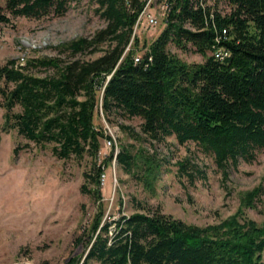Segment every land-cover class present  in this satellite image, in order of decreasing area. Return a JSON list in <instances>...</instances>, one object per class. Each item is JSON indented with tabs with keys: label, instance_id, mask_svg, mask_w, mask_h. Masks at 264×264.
<instances>
[{
	"label": "trees",
	"instance_id": "1",
	"mask_svg": "<svg viewBox=\"0 0 264 264\" xmlns=\"http://www.w3.org/2000/svg\"><path fill=\"white\" fill-rule=\"evenodd\" d=\"M70 1L7 0L0 6V23H9L11 16H63ZM159 1L166 26L138 62L127 48L146 2L95 0L107 24L91 38L61 45L70 59L35 58L28 66L10 59L0 65L6 125L37 144L55 143L52 149L60 158H97L104 134L94 124V113L101 107L108 117L141 118V133L151 141L174 136L181 145L196 143L223 170L256 159L264 152V0ZM220 1L231 10L219 9ZM218 36L230 53L224 60L212 55ZM105 43L107 49L95 59L76 57ZM170 45L182 50L191 45L205 61L187 64ZM30 66L55 72L37 76L27 71ZM115 159L127 172L139 163L127 148ZM179 166L181 176L193 179L195 165L187 160ZM94 168L100 186L103 164ZM146 172L151 176V167ZM262 195L264 187H257L247 200L253 204ZM102 208L88 229L81 264H264V225L241 210L200 226L140 203L135 213L108 220Z\"/></svg>",
	"mask_w": 264,
	"mask_h": 264
},
{
	"label": "rangeland",
	"instance_id": "2",
	"mask_svg": "<svg viewBox=\"0 0 264 264\" xmlns=\"http://www.w3.org/2000/svg\"><path fill=\"white\" fill-rule=\"evenodd\" d=\"M6 1L0 0V6ZM143 1L146 13L154 15L158 23L151 25L145 15L138 17L127 48L133 49L135 56L142 55L166 26L164 2ZM97 7L95 0H71L63 16H11L9 23H0V65L10 59L20 65L42 57L70 59L69 52H60L61 45L91 38L106 26ZM218 8L224 13L231 10L223 1ZM104 49L107 43L98 51L76 57L92 60ZM169 50L187 64L205 61L191 45L186 50L170 45ZM27 71L43 77L55 72L32 66ZM4 85L0 80V264H81L88 229L100 207L103 220L131 215L140 203L200 226L219 223L240 210L264 225V195L253 204L247 200L248 192L264 187L263 151H258L252 162L240 160L237 166L228 164L223 170L196 143L181 145L174 136L151 141L141 133V118L108 117L98 107L94 124L104 136L97 158L90 154L60 158L53 152L55 143L37 144L6 125L1 95ZM15 111L20 112L21 107L16 106ZM139 134L142 137L138 138ZM108 138L113 139V146L107 144ZM123 148L138 155L139 163L131 172L115 159ZM187 160L195 165L190 168L193 179L179 173L180 163ZM96 163L104 168L105 180L102 174L100 186L95 181ZM149 167L152 173L146 176ZM97 186L98 195L94 193Z\"/></svg>",
	"mask_w": 264,
	"mask_h": 264
},
{
	"label": "built area",
	"instance_id": "3",
	"mask_svg": "<svg viewBox=\"0 0 264 264\" xmlns=\"http://www.w3.org/2000/svg\"><path fill=\"white\" fill-rule=\"evenodd\" d=\"M146 16L147 17V21L148 23H150L151 25H156L158 23V19L152 15L151 13H146V9H144L141 14L139 15V17H142V16ZM221 43V40L219 38V36L216 38V45H214L213 47V52H212V55L219 59V60H224L226 59V57H229L230 53L229 51L224 47L222 46ZM140 58L141 56L140 55H137L135 57V61L138 62L140 61ZM107 144L109 146H113V139L111 138H108L107 139ZM105 180V174H103V181Z\"/></svg>",
	"mask_w": 264,
	"mask_h": 264
},
{
	"label": "water",
	"instance_id": "4",
	"mask_svg": "<svg viewBox=\"0 0 264 264\" xmlns=\"http://www.w3.org/2000/svg\"><path fill=\"white\" fill-rule=\"evenodd\" d=\"M111 76H109L108 80L110 79ZM108 82V81H107Z\"/></svg>",
	"mask_w": 264,
	"mask_h": 264
}]
</instances>
